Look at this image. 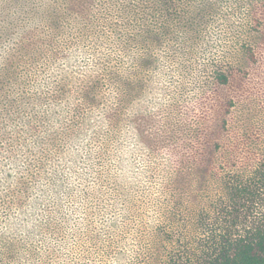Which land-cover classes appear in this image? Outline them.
<instances>
[{
	"label": "trees",
	"instance_id": "1",
	"mask_svg": "<svg viewBox=\"0 0 264 264\" xmlns=\"http://www.w3.org/2000/svg\"><path fill=\"white\" fill-rule=\"evenodd\" d=\"M175 1L76 9L68 44L91 55L76 85L62 73L32 96L15 58L3 60L0 143L8 146L0 145L7 154L0 158V264H107L110 257L116 264H264V132L233 124V98L207 122L197 117L190 143L179 128L149 126L154 119L140 103L132 118L134 90L156 66L154 48L173 42ZM56 12L53 6L48 14L53 25ZM239 47L255 60L252 44ZM231 76L214 65L209 82L223 87ZM132 137L146 156L133 173ZM14 140L26 151L17 153ZM75 173L81 183L66 185ZM60 192L81 200L85 213L96 207L101 218L85 226L87 234L96 231L94 246L71 260L49 234L61 233L57 243L64 244L65 207L47 203Z\"/></svg>",
	"mask_w": 264,
	"mask_h": 264
},
{
	"label": "rangeland",
	"instance_id": "2",
	"mask_svg": "<svg viewBox=\"0 0 264 264\" xmlns=\"http://www.w3.org/2000/svg\"><path fill=\"white\" fill-rule=\"evenodd\" d=\"M118 1L124 3L127 0H0V67L5 57L15 58L14 64L22 78L19 82L30 87L32 96L43 92L40 84L45 83L43 87L52 86L62 77V73L72 77L73 85H76L87 62H91V55L85 54L79 47L69 46V38L73 35L69 22L79 19L76 9L81 12L83 7L90 6L95 11L102 5L113 6ZM260 2L176 0L174 5L179 16H175L177 31L173 42L154 48L157 56L155 69L142 73L144 82L138 93L133 89L132 118L140 103L144 117L154 119L149 121V126L160 123L163 129L179 128L177 133L183 134L190 143L197 117L207 122L212 115L216 117L222 111L223 107H219V104L233 98L236 105L229 116L234 120L233 124L243 121L250 128H255L252 126L255 124L258 131L263 133L264 12L259 9ZM53 6L56 7V19L59 20L56 25H53L48 15ZM256 15L259 18L256 19ZM243 42L255 47V60L250 59L239 47ZM135 61L132 56V84L137 80ZM219 64L232 74L230 82L223 87L209 82V73L214 65ZM130 142L129 159L133 173L134 167L144 164L143 158L146 156L140 157L133 137ZM13 143L17 153L19 147L26 151L17 140ZM0 145L5 149L8 146L6 143ZM6 155V152L0 151L1 159L6 160ZM82 167L78 163L75 169L79 172ZM69 176L66 185L71 187L82 181L76 173ZM59 202L65 207L66 213L65 223L61 226L62 231L65 229L64 244L57 243L61 233L50 231L49 234L56 244L54 246L63 247L66 259L71 260L81 254L83 248L94 246L96 231L92 229L87 234L85 226L93 218L97 223L101 218L96 214V207L85 213L81 200L68 198L61 192L59 197L55 196L52 202L47 203L56 205ZM67 207L72 212L75 210L74 214ZM43 211L46 210L42 209L39 214ZM93 246L88 253L89 258L94 257ZM90 261L89 264H98L97 261ZM106 263L116 264L115 258L110 257Z\"/></svg>",
	"mask_w": 264,
	"mask_h": 264
}]
</instances>
